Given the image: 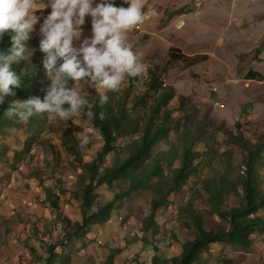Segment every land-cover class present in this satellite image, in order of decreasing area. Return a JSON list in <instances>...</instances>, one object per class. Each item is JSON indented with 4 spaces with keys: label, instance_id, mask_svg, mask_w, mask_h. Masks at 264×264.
Masks as SVG:
<instances>
[{
    "label": "rangeland",
    "instance_id": "obj_1",
    "mask_svg": "<svg viewBox=\"0 0 264 264\" xmlns=\"http://www.w3.org/2000/svg\"><path fill=\"white\" fill-rule=\"evenodd\" d=\"M44 3L48 0H37L38 8L32 13L40 17L35 33L51 12V8L43 10ZM115 6L129 5L115 0ZM152 9L158 15L152 16ZM144 10L150 18L141 29L127 33V43L144 65L143 74L138 76L140 82H146L155 72L168 88H176L174 106L180 105L181 96L189 97L190 103L200 109L196 128L200 120L209 118L212 123L208 134L215 131L217 149L233 160L232 176L237 177L244 159L239 136L264 147V0H147ZM82 27L80 40H74L76 47L91 36L90 16ZM31 54L36 56L34 48ZM251 72L262 77L250 79ZM38 79L47 88L51 84L44 69ZM132 83L128 78L119 92L134 86L137 93L145 91L142 84L137 87ZM76 86L87 99L96 93L87 80ZM73 119L75 123L59 118L43 122L30 119L27 124L14 123L0 131V264H42L40 256H47V246L61 234L56 227L52 235L45 226V218H51L49 190L60 195L65 215L83 220L84 209L75 194L80 193L79 181L84 177L87 180L89 174L65 147L72 144V138L80 143L75 133L90 129L93 139L82 153L84 160L92 162L105 141L86 111ZM197 150L205 154L208 146L200 143ZM113 162V155H109L106 165ZM220 162L216 160L215 166L220 167ZM259 172L264 184V164ZM215 175L210 166L203 167L202 178ZM97 192L98 204L106 205L116 199L120 189L106 186ZM154 198V194L141 191L118 201L112 222L94 226L91 241L72 252L71 264H102L115 250H121L117 264H151L157 255L164 259L178 256L182 245L195 233L191 223L187 227L179 223L177 213L190 198L196 208H205L208 195L193 186L177 194L159 209V230L147 232L144 224L153 212ZM236 201L231 198L229 205ZM210 251L199 264H264V234H256L253 247L244 253L221 245H212Z\"/></svg>",
    "mask_w": 264,
    "mask_h": 264
},
{
    "label": "trees",
    "instance_id": "obj_2",
    "mask_svg": "<svg viewBox=\"0 0 264 264\" xmlns=\"http://www.w3.org/2000/svg\"><path fill=\"white\" fill-rule=\"evenodd\" d=\"M39 42L38 33H33L27 42V55L33 48L36 50V56L28 62L29 68L31 62L34 65L35 74L31 76L29 72L23 78L22 87L15 89L16 95L6 97L5 102L0 104V131L18 123L4 116L13 100L23 101L31 97L43 100L46 95V84L38 79L44 69V54L39 51ZM10 47L11 34H5L0 40V50L6 51ZM59 63L62 61L58 62V66ZM26 64L24 61L13 67L19 72ZM257 77L262 76L257 72L250 73V79ZM131 79V86L142 84L145 91L137 93L134 86L120 92H108L109 100L103 107L96 93L88 98L93 105V126L101 133L105 144L92 162L84 160L76 138H72V144L65 147L84 168V173L89 174L87 180L84 177L83 181H79L80 193L75 194L84 209V218L75 221L65 215L60 195L48 191L51 218H45V226L52 235L56 227L61 234L56 240L54 236L47 246V256H40L42 264H71L72 252L78 251L81 243L91 241L94 226L112 222L118 201L129 199L141 191L155 195L153 212L146 220L144 230L158 231L159 209L166 207L173 197L191 186L199 192L202 189L205 191L208 195L206 206L196 208L195 200L190 198L180 207L177 219L186 227L191 223L195 236L182 245L178 256L164 259L157 255L151 264H199L202 257L211 253L212 245L231 247L242 253L249 251L254 245V236L264 234V184L259 172V166L264 164V147L254 144L244 135L239 136L238 146L244 153V159L240 174L234 178L233 160L228 154L218 151L215 131L208 134L212 123L209 118L200 120L196 128L200 109L190 103L189 97L181 96L180 105L174 106L172 101L178 97L176 88H168L161 75L155 72L144 83L138 77ZM102 111L106 115L103 121L99 119ZM30 119L43 122L47 116L34 115ZM122 140L128 143L121 145ZM200 143L208 146L205 154L197 150ZM109 155H113L114 159L111 166L106 165ZM218 159L220 167L215 166ZM47 160L50 161L51 157ZM206 166L216 173L214 177H201ZM106 186L118 187L120 192L115 200L106 205L98 204L100 194L97 190ZM62 191L68 193L64 186ZM233 197L237 203L230 206ZM136 239L140 240V237ZM120 251L115 250L102 264H117Z\"/></svg>",
    "mask_w": 264,
    "mask_h": 264
},
{
    "label": "clouds",
    "instance_id": "obj_3",
    "mask_svg": "<svg viewBox=\"0 0 264 264\" xmlns=\"http://www.w3.org/2000/svg\"><path fill=\"white\" fill-rule=\"evenodd\" d=\"M128 7L115 6V0H48L43 10L51 12L43 18L38 35L42 65L51 81L43 100L31 97L27 100H13L4 116L27 124L34 115H46L49 121L59 118L74 121L82 112L94 116L93 105L76 85L87 80L90 88L99 96L103 107L109 100L108 92H118L128 78L143 74L144 65L127 43V33L143 24L148 18L144 9L147 0H123ZM95 4V6H93ZM37 0H0V40L11 34V47L0 50V104L8 96H15V89L21 88L23 78L35 74L31 55H27V42L36 32L39 16H34ZM42 12V11H40ZM152 16L158 15L155 9ZM91 17V36L84 38L79 47L74 40H80L86 17ZM27 64L19 72L13 67L21 62ZM62 61V63L58 62ZM99 119H106L105 113ZM90 129L75 133L80 147L89 145L93 137Z\"/></svg>",
    "mask_w": 264,
    "mask_h": 264
},
{
    "label": "built area",
    "instance_id": "obj_4",
    "mask_svg": "<svg viewBox=\"0 0 264 264\" xmlns=\"http://www.w3.org/2000/svg\"><path fill=\"white\" fill-rule=\"evenodd\" d=\"M149 18H150V15L148 14V18L145 20V22H144V23H146V21H147ZM144 23H143V24H144ZM143 24L139 25V26H138V28H140V29H141V28L143 27Z\"/></svg>",
    "mask_w": 264,
    "mask_h": 264
}]
</instances>
